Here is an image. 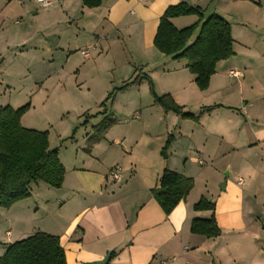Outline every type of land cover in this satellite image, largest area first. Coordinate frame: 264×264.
<instances>
[{
	"label": "crops",
	"instance_id": "1",
	"mask_svg": "<svg viewBox=\"0 0 264 264\" xmlns=\"http://www.w3.org/2000/svg\"><path fill=\"white\" fill-rule=\"evenodd\" d=\"M50 1L53 4L44 7L40 0H0V53L11 44L9 39L20 43L16 35L29 15V29H35L36 36L41 32L43 42L53 45L51 57L58 53L65 54L66 62L78 56L83 65L98 63L96 78L102 93L133 81L116 90L111 107L119 103V94L128 93L126 107L152 111L141 118L137 132L131 125L122 129L124 124L110 111L93 114L97 123L107 114L114 118L96 144L105 152L84 154L79 164L64 165L60 188L31 184L30 197L35 194L44 207H58L63 213L49 217L50 209L41 224H21L18 239L35 231L58 236L66 264H90L109 251L106 264H264V74L260 76L259 70L264 57L258 69L237 62L234 39V56L218 61L208 87L200 90L186 59H174L153 45L159 18L168 6L185 2L199 7L204 17L217 14L229 22L233 16L228 5L237 7L243 0H102L93 8L81 0ZM197 19L191 14L170 21L181 29ZM197 33L198 29L189 43ZM84 49L89 51L86 56L81 54ZM56 74L60 77V72ZM148 79L157 95L170 94L198 120L182 118L154 103ZM143 93L150 94L151 103L141 101L137 94ZM50 141L48 134L49 148L57 149ZM114 166L120 168L122 179L111 183L107 175ZM164 169L193 180L169 214L151 192ZM239 178L242 184L237 183ZM201 198L215 205L217 237L190 231L193 219L211 215L210 210L194 209ZM14 232L5 230L8 242Z\"/></svg>",
	"mask_w": 264,
	"mask_h": 264
},
{
	"label": "rangeland",
	"instance_id": "2",
	"mask_svg": "<svg viewBox=\"0 0 264 264\" xmlns=\"http://www.w3.org/2000/svg\"><path fill=\"white\" fill-rule=\"evenodd\" d=\"M227 10H230L233 16L229 22L233 25L232 38L237 41L235 43V50L238 49L237 62L257 68V65L262 64L264 57V0H243L237 7L229 4ZM28 22L29 15L21 28V34L16 35V39L20 38V43H12L9 39L11 44H6L0 53V105L17 108L30 101V108L23 114L22 122L20 119L21 125L47 130L50 134V146L59 151L58 158L63 166L69 168L72 164H79L80 157L84 154L91 153L96 156L97 153L101 155L105 152L102 146L96 147L98 141L88 139L92 132L91 124L97 123V119L95 121V117L92 116L93 114L99 116L97 114L99 111L112 112L115 118L121 121V125L124 124L120 126L122 129L126 127L125 125H131L133 132L140 130L141 118L149 117L152 110L143 108L139 111L126 107L128 93L119 94V103L116 102L111 107L116 97V89L111 98L105 100L108 93H102L103 89L97 82L98 63L92 56L89 58L95 63L84 65L82 64L84 60L78 59V56H75L77 59L74 61L71 58L67 62L65 54L54 53L51 57L53 45L43 42L44 36L41 32L37 34L39 37L36 36L35 29H29ZM53 49L55 50L54 47ZM259 60L262 62L259 63ZM259 70L260 76H263L264 67H260ZM55 72H60V77L58 74L54 75ZM261 83H264V80ZM134 95L136 94L133 93L132 96ZM137 95L143 103L152 101L149 93ZM101 100L105 102L104 105L99 104ZM133 115H139L140 118L133 119ZM128 121H131L130 124H126ZM85 134L87 137H84ZM108 156L106 155V159ZM51 198L48 197L49 200ZM42 203L39 196L32 194L31 197L8 207L0 206V247L3 248L0 256L10 243L19 238L16 231L21 224L30 226L41 224L47 219L44 216L45 211L49 212L50 209L51 213L47 216H61L62 210L59 211L58 207L50 205L44 207ZM13 222H17L15 228L12 226ZM9 228H13L15 232L8 242L5 230Z\"/></svg>",
	"mask_w": 264,
	"mask_h": 264
},
{
	"label": "trees",
	"instance_id": "3",
	"mask_svg": "<svg viewBox=\"0 0 264 264\" xmlns=\"http://www.w3.org/2000/svg\"><path fill=\"white\" fill-rule=\"evenodd\" d=\"M86 7H98L102 0H81ZM198 17L193 24L177 29L170 21L172 17L191 15ZM195 39L189 43L194 31ZM230 23L217 14L207 17L199 7L185 2L168 6L159 18L153 39L154 47L174 59H186L187 68L194 75V82L200 90L208 87L216 63L234 54ZM133 81L116 90L125 88ZM149 92L154 103L165 111H172L182 118L198 120L199 116L185 112L168 93L157 95L153 83L148 79ZM115 91L108 93L111 98ZM101 105H104L102 102ZM30 108V103L13 108L0 105V206L8 207L31 194V184L43 182L50 187L62 185L65 169L58 158L57 149H50L48 132L21 125L20 119ZM103 110L101 113H106ZM114 123L107 114L92 127L88 139L99 141ZM170 139L161 150L165 156ZM193 185L192 178L164 169L158 185L151 190L153 197L166 214H169ZM196 210H210L206 219H193L190 231L208 238L220 235L214 210L215 205L207 198H201L193 205ZM0 264H66L64 248L60 239L42 231H35L24 238L10 243L0 256Z\"/></svg>",
	"mask_w": 264,
	"mask_h": 264
},
{
	"label": "built area",
	"instance_id": "4",
	"mask_svg": "<svg viewBox=\"0 0 264 264\" xmlns=\"http://www.w3.org/2000/svg\"><path fill=\"white\" fill-rule=\"evenodd\" d=\"M41 5L44 7L51 6L53 4V1L50 0H40ZM89 51L88 49L81 50V54L84 56L88 55ZM233 75H236L235 72H231ZM199 163H203L201 159H199ZM122 179L120 168L118 166H114L113 168L110 169L108 175H107V180L111 183L119 182ZM243 180L241 178L238 179L237 183L242 184Z\"/></svg>",
	"mask_w": 264,
	"mask_h": 264
},
{
	"label": "water",
	"instance_id": "5",
	"mask_svg": "<svg viewBox=\"0 0 264 264\" xmlns=\"http://www.w3.org/2000/svg\"><path fill=\"white\" fill-rule=\"evenodd\" d=\"M110 255H111V253L109 251V252L106 253V255L101 260H98V261H95V262H90V264H106V262L108 261Z\"/></svg>",
	"mask_w": 264,
	"mask_h": 264
}]
</instances>
